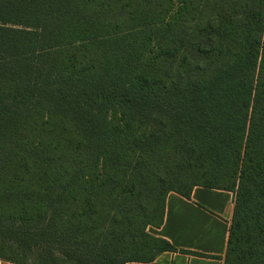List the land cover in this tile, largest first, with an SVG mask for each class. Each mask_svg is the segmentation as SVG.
Returning a JSON list of instances; mask_svg holds the SVG:
<instances>
[{
	"label": "trees",
	"instance_id": "16d2710c",
	"mask_svg": "<svg viewBox=\"0 0 264 264\" xmlns=\"http://www.w3.org/2000/svg\"><path fill=\"white\" fill-rule=\"evenodd\" d=\"M196 186L264 264V0H0V259L152 262Z\"/></svg>",
	"mask_w": 264,
	"mask_h": 264
},
{
	"label": "crops",
	"instance_id": "0c3cea01",
	"mask_svg": "<svg viewBox=\"0 0 264 264\" xmlns=\"http://www.w3.org/2000/svg\"><path fill=\"white\" fill-rule=\"evenodd\" d=\"M234 201V193L222 189L196 186L190 198L171 191L163 223L150 232L177 250L163 251L152 262L126 264H225ZM0 264L18 263L0 259Z\"/></svg>",
	"mask_w": 264,
	"mask_h": 264
},
{
	"label": "rangeland",
	"instance_id": "374dc122",
	"mask_svg": "<svg viewBox=\"0 0 264 264\" xmlns=\"http://www.w3.org/2000/svg\"><path fill=\"white\" fill-rule=\"evenodd\" d=\"M27 260V262H29L30 264H33V257H31V258H28V259H26Z\"/></svg>",
	"mask_w": 264,
	"mask_h": 264
}]
</instances>
